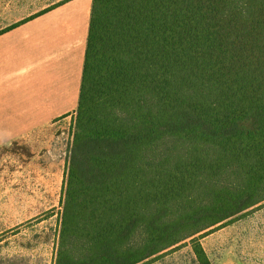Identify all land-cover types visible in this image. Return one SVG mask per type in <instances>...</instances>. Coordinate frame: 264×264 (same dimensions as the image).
Segmentation results:
<instances>
[{
	"label": "trees",
	"instance_id": "trees-1",
	"mask_svg": "<svg viewBox=\"0 0 264 264\" xmlns=\"http://www.w3.org/2000/svg\"><path fill=\"white\" fill-rule=\"evenodd\" d=\"M262 201L264 0H92L55 264H139Z\"/></svg>",
	"mask_w": 264,
	"mask_h": 264
},
{
	"label": "rangeland",
	"instance_id": "rangeland-1",
	"mask_svg": "<svg viewBox=\"0 0 264 264\" xmlns=\"http://www.w3.org/2000/svg\"><path fill=\"white\" fill-rule=\"evenodd\" d=\"M61 1L0 0V34ZM27 117L0 111V264H55L74 113ZM194 238L212 264H264V201L139 264H199Z\"/></svg>",
	"mask_w": 264,
	"mask_h": 264
},
{
	"label": "crops",
	"instance_id": "crops-1",
	"mask_svg": "<svg viewBox=\"0 0 264 264\" xmlns=\"http://www.w3.org/2000/svg\"><path fill=\"white\" fill-rule=\"evenodd\" d=\"M91 7L92 0H63L0 34V111L28 114L26 127L34 114L75 112Z\"/></svg>",
	"mask_w": 264,
	"mask_h": 264
}]
</instances>
